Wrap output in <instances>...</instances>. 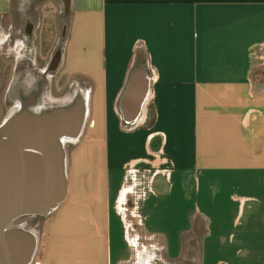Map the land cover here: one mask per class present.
I'll use <instances>...</instances> for the list:
<instances>
[{"label":"crops","instance_id":"1","mask_svg":"<svg viewBox=\"0 0 264 264\" xmlns=\"http://www.w3.org/2000/svg\"><path fill=\"white\" fill-rule=\"evenodd\" d=\"M65 3L85 119L31 264H264V0Z\"/></svg>","mask_w":264,"mask_h":264},{"label":"water","instance_id":"2","mask_svg":"<svg viewBox=\"0 0 264 264\" xmlns=\"http://www.w3.org/2000/svg\"><path fill=\"white\" fill-rule=\"evenodd\" d=\"M84 119L82 105L54 116L23 112L0 126V264H31L37 241L24 225L65 201L64 148L80 137Z\"/></svg>","mask_w":264,"mask_h":264},{"label":"flooded vegetation","instance_id":"3","mask_svg":"<svg viewBox=\"0 0 264 264\" xmlns=\"http://www.w3.org/2000/svg\"><path fill=\"white\" fill-rule=\"evenodd\" d=\"M47 1L13 0L0 10V126L23 112L54 116L68 90L59 91V59L69 17L53 7L44 17Z\"/></svg>","mask_w":264,"mask_h":264},{"label":"rangeland","instance_id":"4","mask_svg":"<svg viewBox=\"0 0 264 264\" xmlns=\"http://www.w3.org/2000/svg\"><path fill=\"white\" fill-rule=\"evenodd\" d=\"M14 49V48H13ZM61 81H63V80H61ZM65 153L66 154H69L70 152H71V149H72V147L71 146H69L68 144H66L65 145ZM129 205L131 206V204L129 203ZM37 225V226H36ZM137 225H134V226H132V228H130V229H133V231L131 232L130 231V233L131 234H135V233H138V228L136 227ZM30 227V228H29ZM25 228V227H24ZM31 228H33V229H31ZM26 229L28 230V231H33V232H31V233H33L35 236H39L40 234H41V230H42V221H40V220H37V221H34V222H32V223H30V224H28L27 226H26ZM35 232V233H34ZM37 232V233H36Z\"/></svg>","mask_w":264,"mask_h":264},{"label":"bare ground","instance_id":"5","mask_svg":"<svg viewBox=\"0 0 264 264\" xmlns=\"http://www.w3.org/2000/svg\"><path fill=\"white\" fill-rule=\"evenodd\" d=\"M59 54V53H58ZM35 79V78H34ZM30 81H31V79H30ZM25 88V87H24ZM84 91H86V90H84ZM36 92V91H35ZM44 92H45V90H43V94H44ZM72 92V91H71ZM74 92V91H73ZM72 92V93H73ZM47 93V92H46ZM71 93V94H72ZM48 94V93H47ZM70 95V94H69ZM68 95V96H69ZM44 96V95H43ZM46 96H49V95H46ZM66 98H68V97H66ZM47 99V98H46ZM68 100V99H67ZM66 99H65V101H67ZM26 101V100H25ZM27 101H28V99H27ZM46 101V100H45ZM51 102H54V101H51ZM63 102V101H62ZM65 103V102H64ZM46 104V103H45ZM56 104V103H55ZM28 106V105H27ZM60 106V105H59ZM55 107H58V105L57 106H55ZM11 113V112H10ZM10 113H9V115H10ZM21 113V112H20ZM49 116H50V114H49ZM30 222V221H29ZM37 226V225H36ZM30 228V227H29ZM31 229H33V228H31ZM31 232H33V231H31ZM35 233V232H34ZM37 233V232H36Z\"/></svg>","mask_w":264,"mask_h":264}]
</instances>
